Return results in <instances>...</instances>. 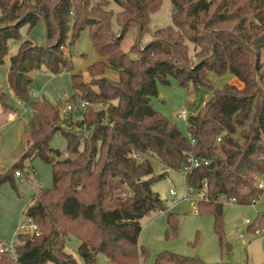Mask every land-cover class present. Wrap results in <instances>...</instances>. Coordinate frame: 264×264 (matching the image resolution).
<instances>
[{
    "label": "trees",
    "instance_id": "1",
    "mask_svg": "<svg viewBox=\"0 0 264 264\" xmlns=\"http://www.w3.org/2000/svg\"><path fill=\"white\" fill-rule=\"evenodd\" d=\"M116 2L121 6L117 33L110 0H0V66L9 54L8 42H18L8 82L32 112L27 147L19 163L0 176V185L10 182L17 189L14 176L25 169V160L41 158L53 174V186L40 188L26 211L39 235L18 234L17 261L0 254V264H77L54 252L62 234L80 240L78 253L85 264H97L100 254L114 264H143L149 252L140 244L141 220L157 210L168 213L152 186L169 171H182L191 156L209 162L193 169L185 183L196 188L208 183V200L198 210L214 216L218 234L224 200L249 205L258 193V176H264V0H171L173 26L155 30L145 45L141 40L151 32L152 15L162 0ZM40 20L47 45L23 41L21 29ZM133 28L135 43L125 52L124 39ZM85 30L107 60L89 67L90 82L72 76L71 102L90 104L78 120L61 116L45 98L30 100L29 87L41 69L58 75L71 68L64 51L68 35L73 45ZM189 43L198 48L197 61L189 57ZM108 67L119 73L118 80L104 76ZM227 75L241 86L228 80L215 87L212 76ZM171 79L191 96L201 89L211 92L190 114L186 134L152 104L158 84L168 86ZM7 99L0 86L2 108L15 110ZM196 104L188 107L194 110ZM59 132L67 139L64 152L50 146ZM155 161L165 173L155 174ZM177 222L168 213L175 233ZM155 264L210 263L163 251Z\"/></svg>",
    "mask_w": 264,
    "mask_h": 264
},
{
    "label": "rangeland",
    "instance_id": "2",
    "mask_svg": "<svg viewBox=\"0 0 264 264\" xmlns=\"http://www.w3.org/2000/svg\"><path fill=\"white\" fill-rule=\"evenodd\" d=\"M110 2L109 9L114 12L112 28L117 33L120 29L117 15L121 11V6L116 0H110ZM171 7V0H162L160 9L152 15L151 32L142 38V45L152 39V33L155 30L173 26L170 18ZM135 35L134 28L127 32L122 46L125 52H128L135 43ZM21 36L23 41L29 40L39 46L47 45L48 42L46 25L43 20L31 29L24 26L21 29ZM71 42L72 38L69 34L64 51L70 59L71 68L58 75L45 68L34 73V80L29 87V96L30 100L45 98L59 108L61 116L70 115L81 120L83 114L81 101L77 99L76 102H71L70 100L75 95L72 76L82 75L84 82H90L89 67L97 62H106L107 58L96 52L88 30H85L73 45ZM8 44L9 54L4 65L0 66V86L7 93V103L15 110L2 108L0 104V176L6 174L21 160L27 147L26 135L32 118L29 103L18 100L8 82L10 59L11 56L17 54L19 43L10 40ZM189 48V57L197 61L195 54L198 48L191 43H189ZM261 57L264 65V51ZM104 76L112 80L119 79V73L109 67ZM228 80L230 84L241 86L236 78L228 75L223 78L212 76L215 87L222 86ZM210 94V91L201 89L196 96L188 95L187 89L181 88L174 79H171V84L168 86L158 84V96L152 99V104L156 111L175 121L179 129L186 134L187 122L180 119L179 114L183 110H187L190 114L197 111ZM189 102L197 103L194 110L188 107ZM68 104H73L74 110L63 114L62 110ZM102 107L101 104L94 106L95 110ZM2 109L6 112H16L17 117L12 119L4 116ZM50 146L64 152L67 148V139L64 134L57 133ZM153 165L156 175L166 172L159 162L155 161ZM24 166V170H19L22 178L14 176L17 189L13 188L10 182H3L0 185V240L6 243L18 242L17 235L25 231L21 229V226L29 222L26 211L36 202L39 189H50L53 186L50 164L41 158H36L32 161L25 160ZM259 177L261 176H258V179ZM184 189L185 180L182 171H169L166 177L152 186V190L168 208V213L176 215L177 232L175 233L168 226L166 211L161 213L157 210L143 218L140 244L149 252V257L144 260L143 264H155V257L163 251L199 257L210 264H264V201L259 202L254 208L251 205L229 203L225 200L222 231L218 234L212 214L195 213L194 204H191V201L173 205L175 198L171 196V190L176 191L181 197ZM28 228V226L25 227L26 230ZM258 229L260 231L257 232ZM80 245L81 242L77 237L62 234L54 252L61 258H72L77 264H85L84 259L78 253ZM97 264L114 263L105 255L100 254L97 257Z\"/></svg>",
    "mask_w": 264,
    "mask_h": 264
},
{
    "label": "built area",
    "instance_id": "3",
    "mask_svg": "<svg viewBox=\"0 0 264 264\" xmlns=\"http://www.w3.org/2000/svg\"><path fill=\"white\" fill-rule=\"evenodd\" d=\"M89 105L90 104L88 102L81 101V108L83 110ZM73 110H74V105L68 104L67 106H65V108H63L62 112H63V114H68ZM189 116H190V113L187 110H183L179 114V118L182 119L183 121H186V122L188 121ZM192 142H194V140H192ZM133 158H135L136 160L141 159V157L139 155H135ZM208 165H209L208 161H206L204 159L196 158L195 156H191L188 164H186L184 166V168L182 169V174H183L184 180L187 179V177L189 176V174L192 172L193 169L200 168L203 166H208ZM15 176L17 178H22V174L19 171H17L15 173ZM263 177L264 176H261L257 180L256 186L258 189V193L255 196V198L252 199L251 203L249 204L254 208H256V206L259 204V202L264 201V180H262ZM170 193H171V196H173L175 198L173 205H178L181 202L191 201V204H194L193 206H194L195 213L198 214L199 213V210H198L199 203L208 200L209 185L205 181V182H203L201 188H196L193 186H189L185 183V189H184V192L181 195V197H179L178 194L176 193V191H174V190H171ZM235 201H236L235 199H231V200H226L225 202L235 203ZM159 212L165 213V211H159ZM247 223L249 224V222H247ZM26 226L29 227L28 230L25 229ZM21 229L22 230L24 229L25 231L21 232L20 234H31V235L36 234V235H39L38 227L31 219H29L28 223L22 225ZM258 231H260V229H258L257 232ZM17 246H18L17 241H14L11 243H6V242L1 241L0 242V254L4 255L5 257H7L11 260L17 261V259H18Z\"/></svg>",
    "mask_w": 264,
    "mask_h": 264
},
{
    "label": "crops",
    "instance_id": "4",
    "mask_svg": "<svg viewBox=\"0 0 264 264\" xmlns=\"http://www.w3.org/2000/svg\"><path fill=\"white\" fill-rule=\"evenodd\" d=\"M2 112L4 113L3 115L5 116H8V117H11L12 119L16 118L17 117V114L16 112H6L2 109Z\"/></svg>",
    "mask_w": 264,
    "mask_h": 264
},
{
    "label": "water",
    "instance_id": "5",
    "mask_svg": "<svg viewBox=\"0 0 264 264\" xmlns=\"http://www.w3.org/2000/svg\"><path fill=\"white\" fill-rule=\"evenodd\" d=\"M121 3H124V0H119Z\"/></svg>",
    "mask_w": 264,
    "mask_h": 264
}]
</instances>
